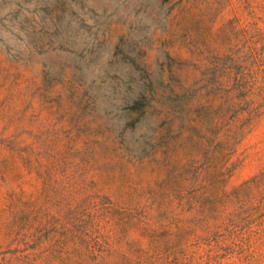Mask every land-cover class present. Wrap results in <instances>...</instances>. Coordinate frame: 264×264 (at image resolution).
<instances>
[{"label": "rangeland", "instance_id": "rangeland-1", "mask_svg": "<svg viewBox=\"0 0 264 264\" xmlns=\"http://www.w3.org/2000/svg\"><path fill=\"white\" fill-rule=\"evenodd\" d=\"M0 264H264V0H0Z\"/></svg>", "mask_w": 264, "mask_h": 264}]
</instances>
